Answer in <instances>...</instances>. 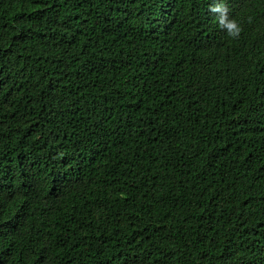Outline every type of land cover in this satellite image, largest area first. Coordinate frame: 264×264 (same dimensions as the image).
<instances>
[{"label":"trees","instance_id":"trees-1","mask_svg":"<svg viewBox=\"0 0 264 264\" xmlns=\"http://www.w3.org/2000/svg\"><path fill=\"white\" fill-rule=\"evenodd\" d=\"M0 0V264H264V0Z\"/></svg>","mask_w":264,"mask_h":264},{"label":"clouds","instance_id":"clouds-1","mask_svg":"<svg viewBox=\"0 0 264 264\" xmlns=\"http://www.w3.org/2000/svg\"><path fill=\"white\" fill-rule=\"evenodd\" d=\"M213 12L219 13L217 19L219 25L227 30L229 36L236 37L240 34L241 28L235 19L228 18V6L226 0H219L211 6Z\"/></svg>","mask_w":264,"mask_h":264}]
</instances>
